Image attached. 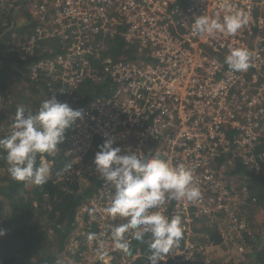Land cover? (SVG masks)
Returning a JSON list of instances; mask_svg holds the SVG:
<instances>
[{
    "label": "built area",
    "instance_id": "2783aa9c",
    "mask_svg": "<svg viewBox=\"0 0 264 264\" xmlns=\"http://www.w3.org/2000/svg\"><path fill=\"white\" fill-rule=\"evenodd\" d=\"M221 3L24 1L32 23L24 30L32 34L18 39L10 50L20 60L34 59L27 77L42 80L48 96L84 110L83 120L77 121L62 143L68 147L65 152L73 168H64L63 178H56L70 183L82 174L91 179L81 183L94 188L78 205V214L85 226L96 228L83 232V243L98 245V240L110 239L106 229L111 226L104 225L110 216L103 209L111 190L94 165L84 174L82 162L86 154L93 162L99 146L112 138L124 152L143 156L159 152L173 166L191 168L202 192L198 201L172 200L163 206L169 217L181 216L184 234L180 248L160 264H213L212 255L226 242L243 260L253 245L247 242V237L253 238V229L243 209L255 197L248 185L235 186V179L242 170L264 182V0H229L233 11L247 13V23L235 35H194L195 16L222 17ZM116 38L124 41L121 48L113 43ZM230 47L251 53L246 72H233L224 64ZM101 82L104 90L90 94L89 83ZM91 208L97 210L95 219L89 215ZM202 222L214 234L205 233L199 242ZM89 233L97 239L89 241ZM128 238L131 246L135 240ZM141 243L134 251L146 252L147 246L141 247L146 242ZM121 252L102 261L123 264ZM140 256L139 252L134 259Z\"/></svg>",
    "mask_w": 264,
    "mask_h": 264
},
{
    "label": "clouds",
    "instance_id": "9594fccd",
    "mask_svg": "<svg viewBox=\"0 0 264 264\" xmlns=\"http://www.w3.org/2000/svg\"><path fill=\"white\" fill-rule=\"evenodd\" d=\"M224 14L216 18L206 14L195 16L192 25L194 35H235L246 23L244 10L231 9L229 0H222ZM251 53L242 47H230L224 64L233 72H246L250 67ZM63 91V90H61ZM84 110L73 108L59 101L55 95L43 100L37 111L18 106L11 132L0 138V154L7 164L12 180L37 186L46 184L52 177L45 155L54 156L58 145L66 139V133L83 120ZM115 140L107 139L94 156L95 172L110 188V200L103 212L112 218H124L125 222L112 226L110 239L115 249L131 256V239L146 242L150 264H160L180 248L184 229L179 215L169 217L164 205L172 200L195 202L202 198L195 184L193 170L183 164L173 166L159 152L150 156L124 152L114 146ZM39 160V163H38ZM71 163L65 169L72 170ZM95 219V208L88 210ZM5 230L0 228V236ZM147 237V239H146ZM89 233L88 240H96ZM105 241L98 240L97 253L103 259Z\"/></svg>",
    "mask_w": 264,
    "mask_h": 264
},
{
    "label": "trees",
    "instance_id": "16d2710c",
    "mask_svg": "<svg viewBox=\"0 0 264 264\" xmlns=\"http://www.w3.org/2000/svg\"><path fill=\"white\" fill-rule=\"evenodd\" d=\"M24 1L25 0H21V2L20 0H0V60L3 62H6V59H4L1 52V47L3 45L2 41L9 39L13 31L17 28L23 30L25 28H30L29 26L32 24L30 23L31 20L27 13L25 15L27 19L23 20L26 25H21V27L17 25L16 19L14 18L13 8L17 3H20L19 5H24ZM9 5H12V7ZM45 43L48 45L51 44L50 41ZM113 43L116 44L117 48H121L124 41L120 38H116L113 40ZM31 60L34 59L30 58L29 62ZM9 72L12 74V71ZM27 73L28 71L26 74ZM9 78L10 75H8L7 70H0L1 98L3 96L4 98L6 97V82ZM27 80L28 83H31L28 77ZM40 81L41 82H38L43 86L44 82L42 80ZM93 83L95 84V82ZM103 83L104 82H101L96 85L89 83V89H91L92 92L89 90L86 91L93 95L101 93L104 90ZM31 88L34 92L37 91L36 88ZM77 93L81 94L82 90L77 91ZM93 95L88 96L92 97ZM83 100L86 101L85 98ZM17 107H15V105L12 107L10 104V106L5 105L2 107L3 109H0V138L10 134ZM69 132H67L66 135ZM51 157L53 158V169L56 174L60 173L62 167L70 158L62 149H59V151ZM4 162L2 154H0V206L4 205V200L10 205L7 218L1 221L0 228L5 230V235L0 236V264H61V253L67 252V250H65V245L69 242L70 234L75 227L73 223H75L76 206L94 187L89 190V188L83 185L79 187L76 181L69 183L68 181L52 177L46 184L40 186L31 183L16 182L9 176L7 172L8 166L6 162ZM235 167L238 168L240 166L239 164H235ZM242 173L245 174L248 180V182L244 184L248 185L253 197L256 196V198H261L264 195V189H261L262 193H258L259 188L262 186V184L258 183L261 179L257 176L249 175L247 171H243ZM96 184H98V181ZM255 188H257V190ZM1 197L3 199H1ZM262 227L263 226H260L259 230H261ZM95 228L96 227L87 224L82 229L91 232L95 231ZM201 230L210 235L214 233V229L209 225L201 227ZM215 236L218 238L217 234H215ZM252 237H255V235L253 234ZM80 240H82L81 235L78 233L74 240L75 244L71 243L73 245L71 248H80L82 250L84 248L83 246L86 244L80 243ZM140 242L141 241L136 240L132 242L130 246L132 251L139 248L138 245H140ZM247 242L252 243L254 246L256 243V241H253L249 237H247ZM182 243L183 239L180 246ZM80 245L82 246L79 247ZM146 246V243L145 245H141L142 249ZM256 249L254 254L255 261H257L258 264H264V245ZM75 253L76 258L80 257L79 251Z\"/></svg>",
    "mask_w": 264,
    "mask_h": 264
},
{
    "label": "rangeland",
    "instance_id": "374dc122",
    "mask_svg": "<svg viewBox=\"0 0 264 264\" xmlns=\"http://www.w3.org/2000/svg\"><path fill=\"white\" fill-rule=\"evenodd\" d=\"M20 2H21V0H20ZM18 4H20V3H18ZM15 6H18V8L15 7L13 9V15H14V17L15 16L17 17L16 18L17 25L19 27H21L22 23L24 22L23 20L26 19L25 18L26 6L22 5V4L21 5H15ZM31 34H32V31L24 30V29L20 30L17 28L15 31H13V33L11 34L9 39L2 41L3 45L1 47V52H2L4 59H6V64L3 68L11 69V71L14 74L12 76H10V78L7 81V82H11L12 85L9 86V84L7 83V87L5 89L6 90L5 91L6 97L4 98V96H3L2 99L0 98V103H1L0 108L1 109H3L2 107H4L5 105L10 106V104H11L12 107H13V105H15V107L22 105L26 109H29V110L35 112L38 110V108H39V106L43 100L47 99L48 97L51 98V96H47L48 93L45 91L44 85L42 86L39 83L41 81H39V82L38 81L37 82L31 81V83L27 82L28 80H27L26 72L28 71V68L30 67V65H32L33 60H31L32 62L31 61L29 62V59L25 61V60H20L18 58V60H17V57H16V56H18L17 52L10 50L11 46H14L16 43H18V39H20L21 37H24L25 35L29 36ZM1 64H2V61L0 60V66H1ZM18 73H19V75H18ZM31 87H33L34 89L36 88L37 91L34 92L33 90H31L32 89ZM58 148L62 149L64 151H67L68 147H66L65 144H60ZM44 162L49 163L50 168L52 170V178H57V177L63 178V170H64L65 164H67V162L64 164L60 173H58V174H56L54 172L53 158L51 156L45 155ZM68 163H69V161H68ZM90 164H91V166L94 165V163L92 162V158H90V155L86 154L85 160L83 158V162H82L84 174L87 173L88 171H90ZM240 172H243V171L241 170ZM242 174H244V173H241V174H239L238 177H236V179H235L236 185L235 186H241V184L248 182L247 178L245 177V174H244V177H242ZM75 181L78 184L80 182V184L78 185L80 187L81 183L87 184L89 181H91V179L89 177L83 176L82 174H77V176L75 177ZM71 182H72V180H71ZM258 183L262 184V186L259 188V190H258L259 192L258 191H256V192L262 193L261 189H264V182L262 180H260ZM255 189L257 190V188H255ZM250 194H251V192H250ZM251 195L253 196V194H251ZM85 199H88V196H85L84 198H82L76 206V213H75V219H74L75 223H73L75 227L72 229V232H71L70 238H69V242H67V244L65 245L66 246L65 250H67V252L66 253L63 252V254L61 253V256H60L61 257L60 258L61 264H64V263H66V264H105L102 261V259H99L101 257L97 253L98 245L96 243H93L92 245L86 244L87 246L86 245L83 246L84 248L82 250L80 248H78V249L71 248V246H73L72 244H75L74 240H75L76 235L79 233L82 236V234H85L83 232H87V231H84L82 229L83 227H85L84 224L86 222H84L83 219H81L82 216L80 214H78V205ZM261 199H264V195L261 198H256V196H255L254 201H252V204L257 205L259 212L264 211V201H261ZM250 201L251 200H248L244 204V209H243L244 210L243 211L244 218H246L249 221V223L251 221L247 217V211H248V204L250 203ZM7 216H8V208H7V212L5 211L4 208H0V227H1L2 219L7 218ZM263 217H264V215H263ZM123 222H125L124 218H117V221L115 223L113 218L111 219V217H110L107 219V221L104 222V225H106V227H109V226L112 227V226H117ZM251 225H252L253 231L255 232V233L253 232L255 237H253L252 240L256 241V242L264 240V228H263L264 223L261 225L263 227L260 231H259L260 226L254 225V224H251ZM111 227L106 229L107 233H110ZM201 227H204L203 222L200 224L199 228L201 229ZM91 232H93V231H91ZM258 232L262 233L260 235V237H256V236H259ZM199 234L200 235L197 238V240L199 242H202L205 238V232H203L201 230L199 232ZM212 234H214V233H212ZM79 242L83 243L81 240ZM85 242L88 243L87 240H85ZM141 244H143V242ZM81 246L82 245H80L79 247H81ZM256 248H257V246H254V245L249 246L247 248L246 253L244 254V259L238 260V256H237L238 254H236V252L234 251V248L226 242L225 244H222V246H220V249L217 250L216 252H214V254L212 255L213 264H225L227 260L229 261V259H230V261L226 264L246 263V261L248 259L253 260ZM77 250L80 252L79 253L80 257H78V258H76V253H75V252H78ZM145 250H146V252H143L142 250L134 251L131 256H127L126 254L121 252L119 257H123L125 259V262L123 264H127V262H129V261H132L133 264H148L149 262L147 263V259L145 260V258H148V255H149L148 247ZM117 251H119V250L114 248L111 239L106 240L105 241V247H104V252L106 253V255L103 257V259H112L114 255L118 256ZM139 252L141 253V256L139 258L134 259L135 256L139 255ZM116 262L117 261L114 262V260H112V263L115 264ZM198 262H201V261L198 259ZM167 263H165V264H167Z\"/></svg>",
    "mask_w": 264,
    "mask_h": 264
},
{
    "label": "crops",
    "instance_id": "0c3cea01",
    "mask_svg": "<svg viewBox=\"0 0 264 264\" xmlns=\"http://www.w3.org/2000/svg\"><path fill=\"white\" fill-rule=\"evenodd\" d=\"M16 1H18V0H16ZM16 5H19L18 3L16 4ZM10 7H12V5H9ZM15 7H17L18 8V6H15ZM14 7V8H15ZM13 8V9H14ZM15 19L17 18L16 16L14 17ZM5 64H6V62H3L2 61V64H1V66H0V70H7V72H8V75H10V76H12V74H13V72H12V74L9 72V71H11V69H7V68H3L4 66H5ZM3 65V66H2ZM7 83L9 84V86H11L12 85V83L11 82H6V86H7ZM0 98H1V96H0ZM2 99V98H1ZM0 105H1V103H0ZM1 109V108H0ZM1 199H3L2 197H1ZM262 201H264V199H262ZM9 207H10V205H8L6 202H5V200H4V205L3 206H0V208H4L5 209V211L7 212V208H8V210H9ZM263 215H264V211L262 212V211H260L259 212V209H258V207H257V205L256 204H252V201H250V203L248 204V211H247V217L250 219V221L252 222H250L251 224H254V225H258V226H261L263 223H264V217H263ZM263 217V218H262ZM256 227V226H255ZM260 231V230H259ZM254 232V231H253ZM255 233V232H254ZM259 233V237H260V235L262 234V233H260V232H258ZM263 242H264V240H262ZM263 242H261V241H257L256 243H255V246L256 245H258L257 247H258V249L260 248V246L261 245H264V243ZM244 264H258L257 263V261H255V257H253V260H247L246 261V263H244Z\"/></svg>",
    "mask_w": 264,
    "mask_h": 264
}]
</instances>
